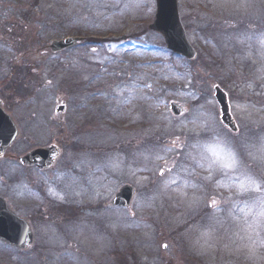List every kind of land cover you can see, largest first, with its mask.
Instances as JSON below:
<instances>
[{
	"label": "rangeland",
	"instance_id": "1",
	"mask_svg": "<svg viewBox=\"0 0 264 264\" xmlns=\"http://www.w3.org/2000/svg\"><path fill=\"white\" fill-rule=\"evenodd\" d=\"M216 1L178 0L189 41L200 54L188 64L172 58L163 38L149 31L156 0H0V98L20 133L0 162L7 173L0 177V195L32 219L34 230L28 252L0 243V264H117L120 251L141 264H203L183 253L188 245L217 251L206 264H233L238 254L255 259L252 264L264 262V185L256 191L246 179L264 180V43L246 51L237 38L255 35L258 25L264 30V0H240L241 7ZM215 4L227 11L218 15ZM69 35L84 43L54 54L52 42ZM225 57V68L215 64ZM174 73L183 78L173 82ZM215 84L229 96L238 135L219 122ZM171 102L186 114L173 117ZM57 106L66 112L55 114ZM50 146L61 152L50 169L19 163ZM229 153L238 162L234 168L223 167L231 162ZM134 162L154 171L145 175ZM127 184L137 190L133 206L112 209L111 200ZM169 187L175 189L165 200L168 211L160 204L142 211L153 208L149 194L160 201ZM211 191L213 210L206 208ZM79 196L90 198L86 207L104 204V220L103 212L74 201ZM73 205L84 210L81 220L59 217H69ZM180 206L194 210L191 231L186 217L182 225L173 221ZM40 209L49 224L36 216ZM54 221L58 226L45 228ZM66 231L85 244L68 245Z\"/></svg>",
	"mask_w": 264,
	"mask_h": 264
},
{
	"label": "water",
	"instance_id": "2",
	"mask_svg": "<svg viewBox=\"0 0 264 264\" xmlns=\"http://www.w3.org/2000/svg\"><path fill=\"white\" fill-rule=\"evenodd\" d=\"M150 30L160 33L164 36L168 48L180 56H184L189 60L196 58V53L190 46L186 32L181 23L177 0H157V15L154 24ZM76 41H65L55 44L53 49L62 50L71 48ZM216 99L221 106V119L233 131H237L230 116V110L227 103L226 95L216 88ZM170 110L175 116L182 114L181 108L175 104H171ZM64 112L65 107L58 108L57 112ZM0 111V157L6 149H8L17 139L18 132L10 121L4 123ZM59 151L56 148L39 150L31 153L21 161L27 165H37L44 169L52 166L59 158ZM133 189L125 187L117 196L116 203L119 205L128 206L132 196ZM0 239L10 245H15L20 248H27L31 241L32 235L28 226L19 218L9 212L6 203L0 199Z\"/></svg>",
	"mask_w": 264,
	"mask_h": 264
},
{
	"label": "snow or ice",
	"instance_id": "3",
	"mask_svg": "<svg viewBox=\"0 0 264 264\" xmlns=\"http://www.w3.org/2000/svg\"><path fill=\"white\" fill-rule=\"evenodd\" d=\"M262 43H264V41H262ZM228 155H229L231 162L230 163H224L223 167L224 168H234L238 163L235 159V155L233 153H229ZM161 174L163 175V172ZM208 178H210V177H206V179H208ZM246 179L248 181L249 187H251L252 189H255L256 191L260 190V185H259L257 179H255L251 176L246 177ZM240 188L242 190H247L246 185L243 182L241 183ZM262 202H264V201H262ZM213 203H215V201H213ZM261 215H264V212H262Z\"/></svg>",
	"mask_w": 264,
	"mask_h": 264
},
{
	"label": "flooded vegetation",
	"instance_id": "4",
	"mask_svg": "<svg viewBox=\"0 0 264 264\" xmlns=\"http://www.w3.org/2000/svg\"><path fill=\"white\" fill-rule=\"evenodd\" d=\"M164 249H166V247H164Z\"/></svg>",
	"mask_w": 264,
	"mask_h": 264
}]
</instances>
